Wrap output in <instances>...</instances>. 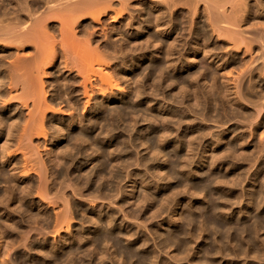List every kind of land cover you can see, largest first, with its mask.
<instances>
[{
	"label": "bare ground",
	"instance_id": "6f19581e",
	"mask_svg": "<svg viewBox=\"0 0 264 264\" xmlns=\"http://www.w3.org/2000/svg\"><path fill=\"white\" fill-rule=\"evenodd\" d=\"M120 121L149 124L106 139ZM177 178L202 220L159 222L152 249L125 218L177 205ZM213 215L228 222L191 264H264V0H0V264H168Z\"/></svg>",
	"mask_w": 264,
	"mask_h": 264
},
{
	"label": "rangeland",
	"instance_id": "374dc122",
	"mask_svg": "<svg viewBox=\"0 0 264 264\" xmlns=\"http://www.w3.org/2000/svg\"><path fill=\"white\" fill-rule=\"evenodd\" d=\"M181 33V35L182 34H185L183 31H178L177 33ZM179 33V34H180ZM208 65V64H207ZM105 71L108 73H111V70L110 69H108V68H106L105 69ZM138 78V77H137ZM136 78V79H137ZM140 78V77H139ZM137 80H139V79H137ZM122 81H123V79H122ZM122 81H120L119 83H120V86L121 87H119L118 89H115L114 90V92H117L116 94H117V97L119 96V93L120 92H123L122 94L124 95L125 94V90L126 89H124V87H126V83L125 82H122ZM136 81V80H135ZM140 83H141V79H140V81H139ZM125 83V84H124ZM125 86H124V85ZM133 89L135 90L136 89V84H134L133 85ZM162 94V91H159L157 94V96H156V99L157 100H154L155 101V103H157V104H159V105H161V104H163L164 103V101L162 100V97H161V94ZM122 94L120 93V96H119V99H121L120 97L122 96ZM98 98H99V100L101 101L102 99L100 98V97H97V99H95V101L97 100L98 101ZM111 106V107H110ZM118 106H120V102L117 100V101H115L114 103H112L111 105H109V106H107V109L108 110H111L113 107H118ZM177 106V107H176ZM94 108V104H93V106H91V111H92V109ZM110 107V108H109ZM174 108L176 107V108H178V107H181V105L180 106H178L177 104H175L174 106H173ZM183 107V106H182ZM90 110L88 111V113L90 112ZM116 118V117H115ZM114 118V120H118L117 118L115 119ZM138 118V120H140V118L139 117H137ZM190 118H192L193 120H195L196 122H197V120L199 121V119H198V117L196 116H190L189 117V119ZM195 118V119H194ZM196 118H197V120H196ZM191 119V120H192ZM176 121H177V119H174V120H172V124H175L176 123ZM194 121V122H195ZM192 122V121H191ZM193 122V123H194ZM187 123H188V121L186 122V124H184V126L185 127H187L188 125H187ZM119 124V125H118ZM147 124V125H146ZM148 124L149 123H143L142 121L139 123V124H137L136 126L137 127H135L134 128V130L131 132L132 134H131V136H132V138L133 139H137L138 137V135H139V133L141 132V128L142 129H147L148 127ZM189 124V123H188ZM207 125L206 126H208L210 129H211V132H213V133H217L218 131H220L221 130V127H219L220 126V124H215V123H213V122H209V123H206ZM127 125V122L126 121H120V122H117L116 123V126H115V130H112L111 131V133L109 132V134L106 136L107 138L106 139H114V138H116V139H118V136H121V137H125L126 139H128L129 138V133L128 132H124V127ZM120 126V127H119ZM118 127V128H117ZM123 127V128H122ZM140 130V131H139ZM138 132V133H137ZM112 135V136H111ZM128 135V136H127ZM175 133H174V136L172 135L171 137H170V139H173L172 140V142L171 143H174L175 142V139H176V137H175ZM109 136V137H108ZM111 136V137H110ZM131 136H130V138L129 139H131ZM136 136V137H135ZM135 137V138H134ZM208 140L209 139H207L206 140V142H208ZM258 143V141H257V139H255V142L254 143H252L253 145H256ZM251 144V145H252ZM45 149V148H44ZM201 149V147H199V150ZM202 151V150H201ZM200 151V153L202 154V152ZM139 152H140V154L143 156H146V155H148V154H146L147 152L145 151V150H143L142 148L140 149L139 148ZM199 157V155H197L196 154V157L194 158V160H193V158H192V160H193V162H192V160L190 161V163L192 162V164H190L189 166L192 168L191 170H193V167H194V169L196 170V169H198V167L201 165V160L199 159V158H201V157ZM260 156V155H259ZM198 158V159H197ZM222 160H219L217 163V168L219 169V171H221V169L224 171V169L225 168H227V169H225L227 172H233V170H231V168H230V166L233 164V162H232V160H229V159H226L225 160V158H221ZM200 160V161H199ZM223 160H224V163H222L223 162ZM220 161H222V162H220ZM230 161V162H229ZM160 162V161H159ZM231 164L230 166H229V164ZM241 163L242 162H237V164H238V166H241ZM200 164V165H199ZM224 164V165H223ZM237 164H236V166H237ZM199 165V166H198ZM226 165H227V167H226ZM253 165V166H252ZM250 167H251V169H250V171H249V175H246V176H250L253 172H254V170L257 168V164H255L254 165V163L252 164ZM197 166V167H196ZM248 166V167H249ZM138 167H141L140 169L138 168ZM138 167H136V165H133V168H132V166L130 167V169L128 168V170H127V172H129V173H133V171H135V172H137V171H140V172H142L143 174H145L146 175V177H147V179H146V181L148 180V182H150V181H152L153 182V177H152V175L151 174H147V173H145L146 171L144 170V168H143V166H138ZM189 167V168H190ZM196 167V168H195ZM224 168V169H223ZM229 168V169H228ZM139 169V170H138ZM207 169H208V167H207ZM218 169H216V170H218ZM133 170V171H132ZM229 170V171H228ZM211 171H214V170H208V173L209 174H213V172H211ZM126 172V173H127ZM145 177V178H146ZM169 180H170V177L168 178ZM167 179V180H168ZM166 180V181H167ZM168 180V181H169ZM126 181H127V178H126ZM126 181H124L123 180V182H121L120 183V186L122 187V186H124V185H127V186H124V187H122L123 189H129V190H131L130 189V186H129V182L127 181V183H126ZM166 181H160L161 183H162V185H163V182L165 183ZM248 179L245 181V182H243V183H241L240 185H239V189H241V187L243 186H246L247 185V183H248ZM155 182V181H154ZM153 182V183H154ZM171 184H172V189H171V192H170V194H171V196L173 197L174 195V197L173 198H175L176 197V200H178L177 202H176V204L177 205H173V206H170L172 209H170V207H162L161 208V205L159 206V205H157L158 203L157 202H155V204L156 205H154L155 207L154 208H156L155 209V217H153V218H150V215H151V213H149L148 211H145L146 210V208H142L146 213H142V215H141V217H134V216H132L133 218H131V216H129L128 218L126 217L125 218V220H126V223L127 224H129V226L131 227L130 228V230H131V233H134V232H136V233H142V234H144L145 236H146V234L149 236H147V238H150L149 239V245L152 247V249H153V247H154V243H152L154 240H152L153 239V235L150 233L151 231L150 230H152V231H154V229H158L159 227H160V224H162L163 223V226L164 227H168L169 226V220H174V223L177 225V224H179L180 226H182V225H184V226H186V228L187 229H192L196 224L197 225H199V220L201 219V214H199L198 213V210L195 208V207H199L201 204L198 202V201H195L194 199H195V196H193V194H192V192H194L195 190H191V189H187V187H184V186H181V182H180V180H179V178H177V179H174V180H172L171 179V181H169ZM180 182V183H179ZM126 183V184H125ZM129 183V184H128ZM140 184H141V182H140ZM140 184H139V182H138V184L136 185V192L137 191H140V189L141 190H145V191H149L148 192V194H152V187H147V186H145L144 184H142V186H140ZM249 185V184H248ZM128 186H129V188H128ZM139 187V188H138ZM147 187V188H146ZM186 188V189H184V188ZM243 187H242V189H243ZM146 188V189H145ZM163 191H165V189H163ZM173 191V192H172ZM189 191H191V192H189ZM196 194L198 193V192H195ZM225 193V192H224ZM151 194L149 195L150 197H151ZM170 196V195H169ZM170 196V197H171ZM192 196V197H191ZM178 198V199H177ZM115 199V198H114ZM117 199V198H116ZM193 202V203H192ZM192 203V204H191ZM204 204H205V201L203 202ZM147 204V203H146ZM145 204V205H146ZM160 204V203H159ZM188 204H191L192 206H195L193 209H191V210H188ZM194 204V205H193ZM204 204H202V205H204ZM143 205V204H142ZM179 205V206H178ZM138 206H141V204L140 205H138ZM159 206V207H158ZM163 206V205H162ZM177 206H178V208H177ZM143 207H145L144 205H143ZM146 207H147V205H146ZM157 207H158V209L159 208H161V211L160 210H158L157 209ZM182 207V208H181ZM154 208H153V210H154ZM176 208H177V210H176ZM185 208H187V209H185ZM234 211H235V213H237L238 211L237 210H239V206L237 207V206H234ZM112 209H114V210H116V211H118V208H117V206H113L112 207ZM132 209H134V210H137V209H139L137 206H134V207H132ZM127 210V209H126ZM156 210H158L157 212H156ZM165 210V211H164ZM176 210V211H175ZM197 211V212H196ZM196 213V214H195ZM207 214V210H205V212H204V215H206ZM17 215V220L21 217V216H19V214H16ZM176 217L177 218V216L179 217L180 215L182 216V218L184 217V219L183 220H181V219H175L174 217ZM191 215H195V217H197L196 218V222L194 223V222H192V223H194V225L193 224H191V226L189 227V224H187V223H189L188 222V219H189V217H191ZM170 217H172V218H170ZM241 217V216H240ZM237 218V220H239V219H241V218ZM130 218V219H129ZM137 218H139V220H140V223H138L139 222V220L137 219ZM180 218V217H179ZM200 218V219H199ZM214 219V220H213ZM236 219V218H235ZM235 219H232V220H230L231 222H234L235 221ZM175 220H176V222H175ZM177 220H179V221H177ZM185 220V221H184ZM202 220V219H201ZM128 221V222H127ZM138 221V222H137ZM142 221V222H141ZM144 221V222H143ZM168 223H167V222ZM159 222H160V224H159ZM227 220L226 219H224V218H220V217H218V216H215V215H213L212 216V222H208V221H206L205 220V223H206V225H207V229H208V231H207V235H208V237H209V239H208V241H205L204 243H203V241H201V239H197V241H195V242H192L193 244L194 243H196L197 245H193L192 243H191V245L192 246H194L193 248H192V246L190 247L191 248V250H189L190 252H191V254H189L190 252L188 251L187 252V254L188 255H186V256H184V253L181 251V253L179 252V251H177V252H175L176 250L174 249L175 247L173 246V247H171V249L172 250H169L170 249V247H166L167 249H163L162 248V250H161V253L158 251V250H160L159 248L158 249H156L157 250V252L158 253H160V255H159V258H161L162 257V259H166V262L168 263V264H170V263H174L175 264V262H177L176 264H178V262H179V264H191V263H193L192 261H198L199 260V257L201 256V255H203V249H204V247H206V246H208V244L209 243H211V244H213V237L215 236V234L214 233H216L217 231H219L220 230V227H224L226 224H227ZM141 223H143V224H141ZM165 223V224H164ZM218 223V224H217ZM139 224V225H138ZM145 224H146V228H145ZM196 225V226H197ZM213 226V227H212ZM169 227H171V225L169 226ZM209 227V228H208ZM132 228H133V230H136V231H133L132 230ZM153 228V229H152ZM152 233H154V232H152ZM152 235V236H151ZM51 235H48V238H50V239H52L51 237H50ZM151 240V241H150ZM210 240V241H209ZM202 242V243H201ZM199 244V245H198ZM197 246V247H196ZM200 246H202V249H199V251L201 250V255L199 254L198 255V257H197V255L195 254V250H197L198 249V247L200 248ZM155 248V247H154ZM195 249V250H194ZM169 252V254H171L170 252H175L174 254L175 255H177L178 253V255L180 256L179 257V259L178 260H176V259H174L173 260V258H174V256H173V258H170V260H169V256L170 257H172L171 255H169L168 256V253H166L167 251ZM166 251V252H165ZM184 251V250H183ZM194 252V254H192ZM173 254V255H174ZM181 254V255H180ZM183 254V255H182ZM186 254V253H185ZM178 255L175 257V258H177L178 257ZM191 255V256H190ZM196 257V259H195V257ZM187 256H189V257H187ZM192 256H193V259H192ZM184 257H186V258H184ZM229 257V256H228ZM225 258H226V256H225ZM225 258H223L222 260H221V264H228V262L227 261H229L230 259L229 258H227V260L225 259ZM181 259V261H179ZM182 259H184V260H182ZM186 259V260H185ZM187 259H188V261H187ZM192 259V260H191ZM168 260V261H167ZM172 260V261H171ZM201 260V259H200ZM202 260H204V258L202 259ZM201 260V261H202ZM225 260V261H224ZM110 260H106V262H108V263H106V264H109L110 262H109ZM171 261V262H170ZM170 262V263H169ZM203 262V261H202ZM111 264V263H110ZM255 264H257L256 262H255Z\"/></svg>",
	"mask_w": 264,
	"mask_h": 264
}]
</instances>
